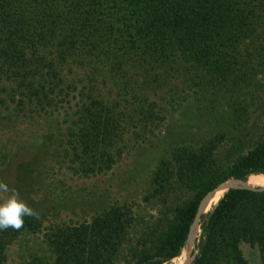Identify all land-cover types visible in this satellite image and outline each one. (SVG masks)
Returning <instances> with one entry per match:
<instances>
[{
  "label": "trees",
  "instance_id": "1",
  "mask_svg": "<svg viewBox=\"0 0 264 264\" xmlns=\"http://www.w3.org/2000/svg\"><path fill=\"white\" fill-rule=\"evenodd\" d=\"M182 61L201 88L253 77L264 67V0H0V122L23 112L73 110L66 118L73 168L110 169L127 123L159 117L144 94L128 92L130 84L154 82L161 74L171 79ZM102 87L118 92L107 96ZM185 154L194 197L156 243L135 251L132 264L178 257L208 192L230 178L264 174V142L223 177L192 161L199 155ZM127 217L118 205L88 225L62 231L49 241L58 264H113ZM24 219L21 230L0 231V264L18 232L40 224L38 216ZM200 224L199 253L191 264H245L242 242L259 246L264 263V190L229 189Z\"/></svg>",
  "mask_w": 264,
  "mask_h": 264
},
{
  "label": "rangeland",
  "instance_id": "2",
  "mask_svg": "<svg viewBox=\"0 0 264 264\" xmlns=\"http://www.w3.org/2000/svg\"><path fill=\"white\" fill-rule=\"evenodd\" d=\"M188 68L189 63L182 61L171 79L161 74L154 82L130 84L128 92L144 94L145 105L159 117L144 115L141 122H128L116 139L117 160L105 171L73 168L76 164H71L66 152V118L73 110L23 112L12 122H0V182L17 190L40 222L18 232L1 264H58L50 240L62 231L66 235L67 229L92 223L118 205L128 213V223L113 264H132L135 251L156 243L175 221L177 211L194 197L190 176L183 169L185 153L199 155L192 161L199 160L223 177L249 149L264 142V67L254 69L253 77L246 80H214L204 88L193 82L196 78ZM3 85L8 92L10 85ZM101 89L107 96L118 92ZM254 174L263 173L249 174L247 180L264 182ZM220 191L203 214L211 212L227 192ZM6 196L0 194V202ZM201 234L199 224L194 243L186 242V255L183 248L164 264H188L199 253ZM240 248L245 264H264L259 246L242 242Z\"/></svg>",
  "mask_w": 264,
  "mask_h": 264
},
{
  "label": "clouds",
  "instance_id": "3",
  "mask_svg": "<svg viewBox=\"0 0 264 264\" xmlns=\"http://www.w3.org/2000/svg\"><path fill=\"white\" fill-rule=\"evenodd\" d=\"M0 194H7L6 198L0 202V231L9 228L19 231L25 226V217H36V211L28 205L17 190H12L9 186L0 182Z\"/></svg>",
  "mask_w": 264,
  "mask_h": 264
},
{
  "label": "water",
  "instance_id": "4",
  "mask_svg": "<svg viewBox=\"0 0 264 264\" xmlns=\"http://www.w3.org/2000/svg\"><path fill=\"white\" fill-rule=\"evenodd\" d=\"M231 188H244V189H251L254 191H263L264 185L254 186V185L250 184L249 180L234 179L232 181H226L222 184H219L212 191L208 192L207 195L202 199V201L199 205V208H198L196 219L190 228L188 241L191 244L194 243V231L200 224L201 215L203 214L204 209L208 206L210 200L212 199L213 194L220 191V190L228 191ZM196 254H197V251L194 253V255L192 256V258L188 264H191V262L195 259Z\"/></svg>",
  "mask_w": 264,
  "mask_h": 264
},
{
  "label": "bare ground",
  "instance_id": "5",
  "mask_svg": "<svg viewBox=\"0 0 264 264\" xmlns=\"http://www.w3.org/2000/svg\"><path fill=\"white\" fill-rule=\"evenodd\" d=\"M255 176H260V177H262L263 179H264V174H254ZM249 182L251 183V184H253V185H258V186H260V185H264V182L263 183H252L251 181H250V179H249ZM221 193H223V191H218V192H216V193H214L213 194V196H212V199L210 200V202L209 203H213V202H215L216 201V199H214L213 197H215L216 195H218V194H220L221 195ZM220 195L219 196H216L217 197V199L220 197ZM187 247H188V245L186 244L185 246H184V252H185V255H186V253H187Z\"/></svg>",
  "mask_w": 264,
  "mask_h": 264
}]
</instances>
